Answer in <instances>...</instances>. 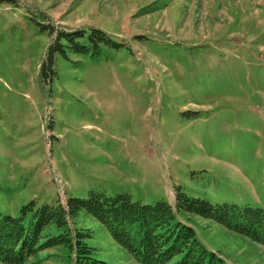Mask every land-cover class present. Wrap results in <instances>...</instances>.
<instances>
[{
	"label": "rangeland",
	"instance_id": "obj_1",
	"mask_svg": "<svg viewBox=\"0 0 264 264\" xmlns=\"http://www.w3.org/2000/svg\"><path fill=\"white\" fill-rule=\"evenodd\" d=\"M103 31L100 53L65 49L39 82L50 37ZM264 210V0H0V212L89 191L174 205V190ZM225 264L264 247L177 214ZM87 245L137 264L91 216ZM25 264H74L66 246Z\"/></svg>",
	"mask_w": 264,
	"mask_h": 264
},
{
	"label": "trees",
	"instance_id": "obj_2",
	"mask_svg": "<svg viewBox=\"0 0 264 264\" xmlns=\"http://www.w3.org/2000/svg\"><path fill=\"white\" fill-rule=\"evenodd\" d=\"M50 37L39 82L47 85L54 71V56L65 49L96 56L103 44H113L98 29L65 32L47 25ZM84 213L104 227L113 242L137 264H225L197 239L194 230L177 220L176 215L195 216L264 247V210L235 204H211L174 190V205L159 200L153 204L132 201L130 196H107L89 191L85 198H66L64 203L34 201L21 206L17 216L0 212V264H25L41 251L66 246L74 264H107L94 258L87 245L89 230L77 229L72 218Z\"/></svg>",
	"mask_w": 264,
	"mask_h": 264
}]
</instances>
